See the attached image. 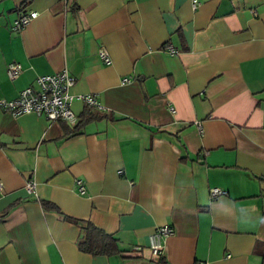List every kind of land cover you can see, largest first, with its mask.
Instances as JSON below:
<instances>
[{
  "label": "crops",
  "instance_id": "obj_1",
  "mask_svg": "<svg viewBox=\"0 0 264 264\" xmlns=\"http://www.w3.org/2000/svg\"><path fill=\"white\" fill-rule=\"evenodd\" d=\"M200 1L0 0V99L75 78L73 123L0 107V264H264V0ZM81 94L102 107L71 132ZM84 221L118 251L80 249Z\"/></svg>",
  "mask_w": 264,
  "mask_h": 264
},
{
  "label": "built area",
  "instance_id": "obj_2",
  "mask_svg": "<svg viewBox=\"0 0 264 264\" xmlns=\"http://www.w3.org/2000/svg\"><path fill=\"white\" fill-rule=\"evenodd\" d=\"M200 0H191L192 9H196ZM37 15L35 10H28L20 12L19 15L13 19L12 28L20 29L28 21ZM166 51L169 53H176L171 45H166ZM99 57L105 62H109V56L104 47L98 49ZM21 71V65L17 61H10L6 66V73L8 78L14 79ZM128 80L127 78L123 79ZM75 78L69 74L65 69L44 75H38L35 78V84H28L21 88L17 95L10 99H0V107L13 115L31 112L36 115L43 116L48 120H65L70 123L75 121V115L71 109V101L73 95L69 92L70 87L74 84ZM77 98L81 99L87 105L102 107L90 94H81ZM172 109V107H170ZM78 192L84 193L85 187L82 179L75 180ZM25 189L31 193L34 189L33 180L29 179L24 184ZM2 184L0 182V189ZM211 195L216 196L222 194L224 191L218 187L210 189ZM171 227L162 225L158 227L153 233L148 236L149 248L153 254H160L162 250V238L171 232Z\"/></svg>",
  "mask_w": 264,
  "mask_h": 264
},
{
  "label": "trees",
  "instance_id": "obj_3",
  "mask_svg": "<svg viewBox=\"0 0 264 264\" xmlns=\"http://www.w3.org/2000/svg\"><path fill=\"white\" fill-rule=\"evenodd\" d=\"M92 106H87L81 118L70 130L74 132L79 124L90 117H99V113L92 112ZM48 205V203H46ZM78 246L83 251L92 253V254H112L118 251L117 238L97 226H95L90 221H84L81 226V237L78 240Z\"/></svg>",
  "mask_w": 264,
  "mask_h": 264
}]
</instances>
